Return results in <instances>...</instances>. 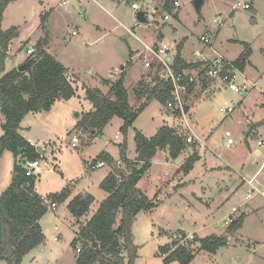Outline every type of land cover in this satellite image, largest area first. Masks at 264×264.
Masks as SVG:
<instances>
[{
	"label": "rangeland",
	"instance_id": "rangeland-1",
	"mask_svg": "<svg viewBox=\"0 0 264 264\" xmlns=\"http://www.w3.org/2000/svg\"><path fill=\"white\" fill-rule=\"evenodd\" d=\"M165 1H135L141 10L157 11L154 16L158 24L153 22L152 16L147 19V24H139L136 21L137 11L131 8V0H16L7 6L1 29L6 31L14 27L16 32L3 61L4 72L12 68L14 59H27V50L31 47L36 49L42 38L45 40V52L48 53L47 48L53 51L58 62L75 74L68 72L76 80L74 97L70 100L58 99L50 111L28 114L21 123L24 130L20 133L32 138L44 151L35 191L39 196L46 197L67 187L70 191L68 201L79 194H90L94 200L89 212L80 221L68 211L67 201L58 204L56 211L49 209L40 221L43 243L27 254L21 264H75V257L79 254L75 248L82 249L78 233L106 197L99 185L110 170H117L118 163L123 168V163L119 162V145L125 143L126 156L134 161L137 157L133 140L136 132L148 138L163 126L176 127L179 124L180 117L164 115V108L156 101H150L125 133L120 131L122 120L118 117L111 119L100 137L77 126L85 108L90 106L85 100L84 90L99 87L89 71L99 76L111 75L107 73L111 65L120 60L121 64L114 65L120 67L129 61L127 45L142 52L158 40L156 35L163 27L168 34L164 42L169 44L170 54L175 53L180 37L185 38L188 55V52L193 54L200 48V37L207 35L214 48L229 61L243 54L244 44L247 45L249 57L246 70L238 76L237 83L244 79L256 85L247 94L233 93L222 85L215 87V91L207 97L197 92L198 98L204 99L193 108V113L204 130L195 131L200 141L204 142L207 170L209 167L212 169L203 172L204 168L197 164L192 175L186 176L182 167L192 155L191 147H186L182 154L175 160L169 159L168 163L164 158L168 157L166 152L155 155L150 171L140 179L137 188L148 199L158 198V204L150 212H139L132 222L131 240L135 247L131 251L134 253L132 264H162L164 257L158 249L171 244L173 235L182 237L184 234L189 239L194 232L199 238L220 235L225 230L224 222L232 208L237 210L233 214L235 216L254 208L256 212L244 220L240 235L245 241L264 240V196L260 195L264 191V156L254 153L258 149L257 142L264 141V123L261 124L264 121V96L261 94L264 90V0H244L251 3L250 10L232 9L238 0H202L199 8H195L194 0H168L177 1L180 5L172 7L171 12L163 11L161 4ZM164 15L169 18L165 23L162 20ZM171 25L178 28L177 34H173ZM73 31L75 34H72ZM146 55H140L141 61ZM133 62L135 67L128 71L129 75L124 80L129 104L137 110L145 97L139 98L134 92L136 84L133 87L132 83L139 70L138 56ZM109 77L115 78L114 75ZM110 83V80L100 83L102 94H108ZM222 106H235L236 109L225 116L218 111ZM45 128L51 134L47 139H38L47 133ZM177 129L185 136L190 135L180 126ZM227 130L232 134L233 144L230 146L226 145L224 137ZM116 133L119 134L117 138ZM74 136L78 143L73 147L71 138ZM101 153L109 154L116 162L113 166L107 164L90 170L87 162L96 160ZM13 164V155L4 151L0 157V195L11 183ZM256 172L254 182L259 192L245 200L248 188L242 185V180ZM227 188L230 194L221 201V190L225 193ZM193 193L199 199L194 198ZM227 235L235 238L236 234L225 231L223 236ZM189 246L195 251L198 249L195 242L189 243ZM122 256L123 264H128L130 253L124 250ZM249 262L252 258L246 248L230 246L221 247L213 255L199 252L190 264Z\"/></svg>",
	"mask_w": 264,
	"mask_h": 264
},
{
	"label": "trees",
	"instance_id": "trees-1",
	"mask_svg": "<svg viewBox=\"0 0 264 264\" xmlns=\"http://www.w3.org/2000/svg\"><path fill=\"white\" fill-rule=\"evenodd\" d=\"M14 1L16 0H0V115L3 117L0 124V157L4 151H9L14 157L11 183L0 195V264H21L27 254L43 243L44 234L40 220L48 213L50 201L56 205L67 201L68 211L77 220L89 212L94 201L90 194H79L68 201V188L41 197L35 192V183L39 176L26 177L21 167L23 162L40 159L41 156L36 148L19 134L23 118L28 114L50 111L56 100H70L76 95L77 89L64 66L45 52V40L42 38L36 49L33 47L34 53L25 60L24 63L28 62L29 66L24 72L16 68L4 72L3 61L15 37L16 28L11 27L3 31L1 23L7 6ZM170 4L166 1L163 9L170 12ZM248 57L249 49L244 44L243 54L232 63L242 72ZM199 67L198 63L192 67L187 65L180 56V48H177L171 64L175 75H180L188 68ZM124 79L122 73L119 79L111 84L107 95L97 89H85V100L92 105L93 111L85 113L77 126L90 134L94 132V135L100 136L111 119L118 117L122 120L120 131L125 133L150 101H156L164 108L172 101L170 80H157V84L152 86L142 81L134 92L139 98L145 97V101L135 110L129 104ZM193 88L194 85H191L188 92L191 93ZM173 114L180 116L176 111ZM185 139L184 133L168 126L159 128L150 138L136 132L133 140L137 157L134 161L127 158L125 143L119 145V162L123 163V168L121 169L120 165L115 167L117 170H111L101 181L99 188L106 193V197L78 233L82 249L75 257V264H123L124 250L130 253L128 264H132L134 253L131 251L135 250L131 240L132 222L139 212H150L158 204V198L148 199L137 188V184L149 170L157 152L164 151L170 160H175L188 145ZM198 160L197 153H193L184 163L183 171H191ZM94 161H104L108 166L115 163L106 153H101ZM244 218L245 215L242 214L232 219L227 231L232 234L240 229ZM186 238L182 234L180 241L172 239L171 244L159 247L158 252L164 257L162 264H190L199 252L213 255L227 242V237L212 235L203 239L193 238L183 243ZM94 242L97 244L96 248L93 247ZM192 242L198 244L196 251L189 246Z\"/></svg>",
	"mask_w": 264,
	"mask_h": 264
},
{
	"label": "crops",
	"instance_id": "crops-1",
	"mask_svg": "<svg viewBox=\"0 0 264 264\" xmlns=\"http://www.w3.org/2000/svg\"><path fill=\"white\" fill-rule=\"evenodd\" d=\"M166 1H168V0H166ZM165 1V2H166ZM165 2H163L162 4H161V7H162V9H163V5H164V3ZM171 4H170V7H171V9H172V7H174L173 6V3L174 2H177V1H169ZM66 3V1H64L63 2V4H65ZM180 6V5H179ZM251 7H252V5H251ZM232 9H233V7H232ZM252 9V8H251ZM143 11V10H142ZM163 11H165L166 12V10H164L163 9ZM171 12V11H170ZM156 13H157V11H156ZM167 17V20H165L164 19V17ZM154 18H155V16H154ZM163 19V21H164V23L165 22H167L168 20H169V18H168V16L167 15H164L163 17H162ZM153 22H157L156 20L155 21H153ZM178 22H179V20H178ZM157 24H158V22H157ZM158 27V26H157ZM171 27V29H172V31H173V34H177L178 32H179V30H178V28L176 27V26H173V25H171L170 26ZM160 28V27H159ZM166 29V27H163V28H161V29H159L160 31L158 32V34L156 35V39H158V40H156V41H153L150 45H148L146 48H145V50L144 51H142V52H138L137 50H133L132 49V47L130 46V45H127V47H128V50H129V54H130V59H129V61H126V63L125 64H122L120 67L118 66H114V65H118V64H121L120 62V60L117 62V63H115V64H113V65H111V67L107 70V73H110L111 75H104V76H99L98 74H93V72H91V71H89V74H90V76H91V78H92V80H94V81H96L97 83H98V85H99V87H97V86H95L94 88H96L97 90H99V91H101L102 90V87H101V84L100 83H103V80H110L112 83H114V82H116L118 79H119V77L121 76V74L123 73L124 74V76H125V78H127L128 77V71L130 70V69H132V68H134L135 66V63L133 62V60L135 59V58H137V56H138V60H139V62H140V64H139V70L137 71L138 73H137V77L135 78V80H134V82L132 83L133 84V87H134V85H135V87H137L138 85H139V83L140 82H142V81H144V84H146V85H154V84H157V80L158 81H161L160 79H159V77H158V75H159V71H158V69H151L150 71H147L144 67H143V64H142V61H141V58H140V55L141 54H145V53H147V51H146V49L147 48H159V47H161L162 45H166L167 47H168V49H169V51L167 52V61L169 62V64H170V66H171V64H172V61H173V58L175 57V55H176V53H177V48H180V56H181V58L186 62V64L187 65H189V66H193L195 63H198L197 62V54H200V53H204V52H208L209 50H208V48L207 47H205L203 44L200 46V48H198V50H196L193 54L192 53H190V52H188V55L186 54V51H185V45H184V39L185 38H183V37H180V39H179V41L177 42V44L175 45L176 46V51H175V53L174 54H170V46H169V44L168 43H166V42H164V38H165V35H168L167 33H166V31H164ZM73 33H75L74 31L72 32V34ZM203 36V35H202ZM175 42V41H174ZM11 43H12V41H11ZM11 43H10V45H9V49H10V46H11ZM31 48H33V47H31ZM213 48H214V46H213ZM8 49V50H9ZM47 51H48V54L49 55H51L55 60H57L56 59V57H57V55L53 52V51H49V49L47 48L46 49ZM214 50L218 53V54H220L223 58H225L226 59V57L219 51V50H217L216 48H214ZM56 55V56H55ZM240 56V55H239ZM238 56V57H239ZM237 59V58H236ZM236 59H234V60H232V61H229V60H227V61H229V62H234ZM26 59H24L23 61H21V60H18V59H14V63H13V66H12V68L11 69H13V68H18L20 65H22L23 63H24V61H25ZM58 61V60H57ZM59 63H61V62H59ZM62 64V63H61ZM63 65V64H62ZM64 66V65H63ZM64 68L67 70V75H68V77L74 82V87L76 88V80H75V78L74 79H72L71 77H70V74H72V75H75V74H73V72L72 71H70L68 68H66L65 66H64ZM10 69V70H11ZM245 70H246V66H245V68H244V70L241 72V75L245 72ZM9 71V70H8ZM70 74H69V73ZM198 72H199V69H196V68H188V69H186V70H184V73L185 74H187V75H189V76H192V77H195L197 74H198ZM118 74H119V76H118ZM112 75H114V77L115 78H113V77H109V76H112ZM247 81V80H246ZM248 82V81H247ZM107 83V82H106ZM112 83H110V86H111V84ZM86 84H88V85H91V84H89V82H87ZM252 84V86L254 85V87H255V85L256 84H254V83H251ZM93 85V84H92ZM124 86H125V80H124ZM208 86H211V84H208ZM198 87L199 86H197V87H195V89L193 90V92H191V94L187 97V105H186V107L185 108H187V111H186V117H185V119H182L181 117H180V119L181 120H179L180 122H179V124L175 127V126H171V128H175L179 133H182V132H180L178 129H177V127L178 126H180V127H182L183 129L182 130H184L185 132L186 131H188L189 132V136H191V135H193L196 139H197V141L195 140V142L193 143V144H188L187 145V147H191V149H192V154L193 153H197V155H198V157H199V160L197 161V162H195L194 163V165H193V168H192V170L191 171H189L188 173H187V175L186 176H188V177H190L191 175H192V171H194L195 170V166L197 165V164H199L200 166H202V168H204V170H203V172H207L208 170H211L212 168L211 167H209V169L207 170V161H206V154H205V149H204V146H201V145H199L200 143H204L203 141H200L201 140V138H199L200 136L198 135H196V131L195 130H204V126H203V124L200 122V123H198L197 121H196V115L193 113V108L194 107H196V105L198 104V102L199 101H201L202 99H204V98H198V91H199V89H198ZM212 87H214V89H212V90H214L215 91V87H218L219 88V84H217V83H213V86ZM126 88V87H125ZM127 90V89H126ZM264 91V90H263ZM85 92V91H84ZM128 92V91H127ZM261 94H262V92H261ZM104 95V94H103ZM263 96H264V94H262ZM200 103V102H199ZM90 106H88V108H85V110H84V112L85 113H88V112H91V111H93V107H92V105L91 104H89ZM263 107H264V105H263ZM164 108V107H163ZM162 111L164 112V115H174L173 114V112H171V111H169V110H167L166 108H164V109H162ZM25 117H27V116H25ZM25 117L23 118V120L25 119ZM23 120L21 121V123L23 122ZM182 121V122H181ZM263 121V120H262ZM3 122V117L0 115V124ZM21 123H20V130H19V134L30 144H33L34 146H35V148H37V146H38V143H35V141L32 139V138H29V137H25V136H23L22 135V133H20V132H22L23 130H24V127H22L21 126ZM264 123V121L261 123V124H263ZM169 127V126H168ZM255 128V127H254ZM254 128H252L251 129V131H250V133L253 131V129ZM46 129V128H45ZM158 131V130H157ZM227 131H229V130H227ZM46 134H42L41 136H40V138H38V139H42V140H44V139H47L48 137H49V135L51 134L50 133V131H48L47 129H46ZM249 132V131H248ZM156 134V133H155ZM2 135V132H1V130H0V136ZM232 135V134H231ZM45 137V138H42V137ZM36 137V136H35ZM100 137V136H99ZM103 137V136H102ZM152 137V136H151ZM225 137V136H224ZM116 138V137H115ZM148 138H150V137H148ZM104 139V141L106 140V138H103ZM48 142H49V140H47ZM47 141H44L45 143L47 142ZM49 144V143H48ZM195 146V147H194ZM42 149V148H41ZM204 149V150H203ZM43 150V149H42ZM204 151V154H202V152ZM258 149H256V150H254V153H255V155L256 156H260L259 155V153H258ZM158 153V152H157ZM156 153V154H157ZM107 154V153H106ZM42 155H44V151H43V154ZM109 155V154H108ZM110 156V155H109ZM191 156V155H190ZM98 157V156H97ZM111 157V156H110ZM165 158V160L167 161V163H168V161H169V158L168 157H164ZM94 160V159H93ZM92 160V161H93ZM114 160V159H113ZM153 160V159H152ZM90 161H88L87 162V164L89 163ZM116 162V161H115ZM151 167H152V161H151V166H150V168H149V170L147 171V172H149L150 171V169H151ZM111 169V168H110ZM109 172H111V170L109 171ZM108 172V173H109ZM39 174L40 173H37V175L39 176ZM148 174V173H147ZM257 174V172L252 176V177H244L246 180H242V185H245L247 188H248V190H247V193L249 192V190H250V185L248 184V181H250V180H252L253 182H252V185L255 187V182H254V177H255V175ZM143 177V176H142ZM141 177V178H142ZM187 177V178H188ZM140 181V180H139ZM35 186H36V183H35ZM8 187V186H7ZM65 188H67V187H65ZM64 189V188H63ZM226 192L225 193H223V191L221 190V201L223 200V198H225L226 197V195L227 194H230L229 192H230V190L227 188L226 190H225ZM36 192V191H35ZM259 191L256 189V192H254V193H258ZM143 193V192H142ZM247 193H246V195H247ZM254 193H253V195H254ZM261 194V196H264V191L263 192H260ZM144 194V193H143ZM145 195V194H144ZM193 195H194V193H193ZM246 195H245V200H249V199H247L246 198ZM194 198H196V199H199L196 195H194ZM230 198V196L229 197H227L226 198V200H228ZM251 199V198H250ZM222 203L223 202H221V204H220V206L222 205ZM217 204H219V203H217ZM99 207V206H98ZM57 208V207H56ZM233 209H235V208H232V212H231V214L229 215V217H228V219L227 220H225V222H224V226H225V230L223 231V232H221V234L220 235H216V234H212V235H214V236H221V237H223V234H224V232L225 231H227V228H228V226L229 225H226V222L229 220V219H235V218H237L238 216H235V215H233L234 213H233ZM97 210V209H96ZM56 211V210H55ZM240 211V210H239ZM254 212H256L255 210H254V208H250V212L249 211H247V212H242L244 215H245V218H244V220L248 217V215H250V214H252V213H254ZM235 217V218H234ZM42 220V219H41ZM40 220V221H41ZM81 220V219H80ZM79 220V221H80ZM243 223H244V221H243ZM243 223H242V225H243ZM41 226V225H40ZM241 228H242V226H241ZM240 228V229H241ZM42 229V228H41ZM240 229H238L236 232H235V238L232 236V235H227V242H226V245L225 246H223V247H230V246H241V247H244V248H246V252L249 254V257L250 258H252V262H249L248 264H264V240L262 239L261 241H254L253 240V242H251V241H245L244 239H243V236H241L240 235ZM56 230L58 231V227H56ZM43 232V231H42ZM191 235V234H190ZM212 235H210V236H212ZM206 237H208V236H206ZM193 238H198V239H203V238H199V237H197L196 236V233L194 232V233H192V236L190 237V241L191 240H193ZM205 238V237H204ZM263 238H264V236H263ZM230 241V242H229ZM235 241H236V243H235ZM33 251V250H32ZM218 251V250H217ZM217 253V252H216ZM215 253V254H216Z\"/></svg>",
	"mask_w": 264,
	"mask_h": 264
},
{
	"label": "built area",
	"instance_id": "built-area-1",
	"mask_svg": "<svg viewBox=\"0 0 264 264\" xmlns=\"http://www.w3.org/2000/svg\"><path fill=\"white\" fill-rule=\"evenodd\" d=\"M174 8H178V2L173 3ZM131 8L135 11H140L141 7L137 4V2H132ZM234 9L240 8L241 10H250L251 3H246L244 0H238L234 7ZM146 13V18L152 16V20L155 21L154 14H156L154 9L143 10ZM167 20V17H164ZM75 34V33H73ZM200 42L208 48V52L197 54V62L200 65L199 72L195 77L189 76L184 73V71L180 75H175L171 70V66L167 61V52L169 51L166 45H162L159 48H147V55L142 59L143 67L146 70L158 69L160 72L158 77L160 80H170L172 84L171 97L172 101H170L166 109L171 112H179L182 119L186 117L185 107L187 105V97L191 94L188 92L189 87L194 85L195 87L199 86V92L202 97L210 96L214 92L212 90L213 83H217L220 86H224L228 90L236 94H247L254 85L242 79L240 83H237L238 76L241 75V71H239L232 62L227 61L220 54H218L214 48L213 43L207 35H203L200 37ZM34 53L33 48H29L27 50V54L30 56ZM212 84L208 86V84ZM205 85L204 87L202 85ZM192 90V92H193ZM264 94V91H262ZM235 106H222L218 109L219 114L229 116L235 111ZM118 133H116L115 137H118ZM224 136L226 138V145L230 146L233 144V140L231 138V132L225 131ZM197 141V139L191 135L186 136L185 142L186 144H193ZM78 143V139L76 136L71 138V145L74 147ZM34 148L35 146L30 143ZM199 145L204 146V143H200ZM258 153L260 156H264V141L257 142ZM44 161V155L40 156V159H36L33 161H25L22 163L21 167L23 168L26 177H32L37 175L39 172V168L41 163ZM107 164L104 161H90L88 163V168L90 170H96L99 168L105 167ZM119 164L117 165V168ZM252 180L248 181L250 185V190L246 195L247 199L252 198L253 193L256 192V188L252 185ZM56 203L49 202V209L52 211L56 210ZM236 209H233V213L236 212ZM232 222V219H229L226 222V225H229ZM181 238L179 235H173V240L177 241ZM189 240L188 238L185 239ZM183 241L185 243L186 241ZM77 253H80V249H76Z\"/></svg>",
	"mask_w": 264,
	"mask_h": 264
},
{
	"label": "water",
	"instance_id": "water-1",
	"mask_svg": "<svg viewBox=\"0 0 264 264\" xmlns=\"http://www.w3.org/2000/svg\"><path fill=\"white\" fill-rule=\"evenodd\" d=\"M202 0H194L193 1V4L195 6V8H199L200 4H201ZM136 21L139 23V24H147L148 23V20L146 18V13L142 10L140 11H137L136 13ZM29 66V63L26 62V63H23L22 65H20L17 70L20 71V72H24L25 69ZM78 117V115L76 116ZM92 134H94V132H92ZM36 151L42 155L43 154V150L40 148V147H37L36 148ZM93 247L96 248L97 247V244L94 242L93 243Z\"/></svg>",
	"mask_w": 264,
	"mask_h": 264
}]
</instances>
